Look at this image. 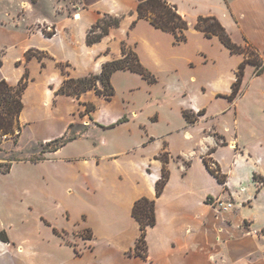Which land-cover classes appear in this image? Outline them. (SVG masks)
<instances>
[{
    "label": "crops",
    "instance_id": "0c3cea01",
    "mask_svg": "<svg viewBox=\"0 0 264 264\" xmlns=\"http://www.w3.org/2000/svg\"><path fill=\"white\" fill-rule=\"evenodd\" d=\"M49 1L51 19L38 15L30 18V14L41 10V0H0V48L5 49L1 67H6L10 75V79L3 78L10 84H16L27 71L28 81L30 77L34 79L35 85L29 89L27 83L24 89L23 108L19 116L30 126L40 118L59 122L46 114L43 104L46 100L44 95L48 96L45 77L51 70H56L58 62H68L69 67L72 66V73L67 70L69 75L79 77L99 73L103 62L121 55V45L112 36L113 29H120L124 18L93 44L86 43L87 29L105 13L119 16L129 11L136 13L140 0H78L77 5L71 2L74 18L63 12L68 11L66 5L62 9L58 0ZM202 2L203 6L196 9L191 21L199 15L216 16L236 44L245 46L250 43L264 62V0ZM177 4L178 11L187 16L190 5H185V8L180 1ZM191 7L196 6L192 4ZM139 20L144 19L137 22ZM31 23L55 25L56 32L46 36L41 28L29 31L27 24ZM189 27L204 36L201 31ZM129 37L127 45L135 48L133 39ZM204 38L206 52L203 47L197 52L206 58V63L216 62L208 50L212 46L224 47L235 58L227 74H219L214 83L206 85V90L209 88L219 102L215 116L231 115V132L228 134L209 120L208 108L204 104L192 105V112L204 106V113L195 122L188 123L185 119L184 126L170 128L146 142H156L158 147L150 153L140 178L122 179L117 173H101L102 163L106 160L116 163V157L123 151L107 152L100 144L93 146L90 157L99 162H94L95 167L91 171L83 170V181L92 191L107 188V200L104 204L94 205L90 215L82 213L84 220L88 221L82 228L90 229L89 237L74 244L56 237V246L59 251L65 252V256L55 264H264V221L258 224L257 216L249 213L250 207L264 202V68L260 74H255V65L247 63L240 91L229 100L224 95L231 92L235 70L244 59V54L230 53L217 36ZM29 49L43 51L42 60L36 56L27 59L25 53ZM44 56L49 60H43ZM7 59L10 60L8 67ZM21 59L25 62L24 66L16 63L15 68H11L12 62ZM201 88L205 90L204 85ZM57 89L49 87L50 96L58 95L55 93ZM31 90L34 96L27 99ZM87 93L90 100L97 102L91 95L95 94L94 91ZM114 117H101L98 122L104 127H99L113 128L129 121L107 126L114 122ZM69 124L74 123H68L66 130ZM60 134L61 130H58L42 136L45 139L41 141L51 140ZM102 145L110 150L109 142L102 141ZM163 150L169 155L166 163L169 178L157 196L155 182L161 174L162 162L155 156ZM71 157L79 159L82 155ZM204 157L214 161L221 173L226 175L224 183H220L206 168ZM254 174L260 180L254 179ZM140 197L154 199L155 202V223L145 228L144 256L133 250L141 229L131 209ZM208 197H232L235 208L221 209L207 201ZM244 201L249 204H243ZM5 236L7 240L0 239V264H25L17 256V250L22 248L17 245L16 251L11 253L9 247L14 242L8 238L7 232Z\"/></svg>",
    "mask_w": 264,
    "mask_h": 264
},
{
    "label": "rangeland",
    "instance_id": "374dc122",
    "mask_svg": "<svg viewBox=\"0 0 264 264\" xmlns=\"http://www.w3.org/2000/svg\"><path fill=\"white\" fill-rule=\"evenodd\" d=\"M168 1L176 4L180 1L184 7L190 5L185 17L193 28L195 20H191L196 9L203 6V0ZM57 2L62 9L66 5L68 11H63L66 15L75 17L72 7L77 5L78 0ZM41 3V10L30 14V18L38 15L51 19L53 16L50 12V1L41 0ZM192 4L196 7L192 8ZM120 16L124 19L120 23V29H113L112 38L118 39L122 46V43L128 44L127 37L130 36L136 47H129L144 60L140 58L156 81L149 82L140 74L129 70H117L111 76L114 88L111 99L94 92L96 95H91L97 102H93L88 98L90 94L87 91L79 98L64 94L50 96L49 87L57 89L64 78L57 67L45 77V89L51 98L44 95L46 100L43 104L46 114L59 122L40 118L30 126V123L19 118V134H16V130L0 138V233L4 235L7 232L8 238L14 242L9 247L11 253L16 251L17 245L22 248L17 250V256L25 264H55L63 258L65 252L58 250L56 237L74 244L91 235L89 228H82L88 222L84 220L82 213L90 215L94 205L106 203L108 193V189L104 187L92 191L83 181V170L91 171L95 167L94 162H99L90 157L93 146L100 144L102 150L107 152L123 151L116 157V163L111 160L104 161L100 167L101 173H117L122 179L140 178L150 153L158 147L156 142H146L152 140V136L158 137L170 128L184 126L186 123L183 112L191 114L192 105L204 104L208 108L209 120L228 134L231 132V115L215 116L219 102L214 99L209 88L206 90V85L214 83L219 74H227L231 70L234 56L224 47L212 46L208 50L216 62L206 63V58L197 52L201 47L206 52V38L190 27L185 31V39L178 42L173 34L156 29L145 20H139L136 25L131 26L135 12H125ZM27 26L29 31L41 28L46 32H56L55 25L31 23ZM4 52L5 49L0 48L1 60ZM43 60L49 59L44 56ZM9 61L6 60L7 67ZM16 63L25 65L21 59L12 62L11 68H15ZM64 69L72 73V66L64 65ZM3 77L10 79L6 67H0V79ZM33 80L30 77L29 89L35 85ZM202 85L205 90H202ZM33 96L31 90L26 98L32 99ZM90 104L94 106L88 110ZM202 109L204 110V106H200L194 113ZM123 115L129 121L113 128L102 129L97 124L102 120L101 117L115 116L113 121H116ZM70 122L74 124L66 130ZM58 130H61V134L66 132L67 135H76V138L55 153L41 152L39 142L45 139L41 137ZM102 141L110 143V150L106 145L103 147ZM78 154L82 157H71ZM211 165L215 167L213 163ZM257 180L260 179L257 177ZM210 198L207 201L212 203L213 197L211 200ZM221 199L231 200L233 206L229 209L235 208L232 197ZM257 204L250 207L249 213L257 216L260 224L264 221V202Z\"/></svg>",
    "mask_w": 264,
    "mask_h": 264
},
{
    "label": "trees",
    "instance_id": "16d2710c",
    "mask_svg": "<svg viewBox=\"0 0 264 264\" xmlns=\"http://www.w3.org/2000/svg\"><path fill=\"white\" fill-rule=\"evenodd\" d=\"M121 18L122 17L119 15H112L108 13L100 16L87 30L85 39L86 43L93 44L94 42L101 40L102 37L109 33L111 28L119 25ZM138 19H144L155 28L173 34L175 40L178 42L185 39V31L189 28L188 21L178 11L176 4L170 3L168 0H140L136 6V18L132 20L131 26H134ZM193 28L201 31L204 36L208 38L217 36L220 42L229 50L230 53L244 54V59L237 65L235 70V80L231 85V92L228 95H224L229 100L234 99L240 91L245 65L247 63L254 64L255 74H260L264 68L262 58L259 56L256 48H254L250 43H247L245 46L236 44L231 39L222 23L214 15H199L193 24ZM42 31L47 36H52L54 34V31ZM25 54L27 59L31 56H36L39 60H42L44 52L37 49H29ZM1 65L2 60L0 59V67ZM64 65L69 66V63H57L61 73L64 75V79L55 93L72 95L76 98H79L88 90H94L97 95L106 99H111L114 95L111 76L117 70H129L140 74L149 82L156 81L155 76L140 61L137 52L125 43H122L121 55L117 58L103 62L99 73H89L84 76L72 77L69 75V72L64 69ZM27 83V71L22 75L16 84H10L4 78L0 79V138L3 135L14 133L16 130V134H19L20 132L21 124L19 122V116L23 108V92ZM93 106V104H90V108L88 106V110H91ZM203 113V109L199 110L196 114L194 112L189 114L184 111L183 116L188 123H193L198 119V116ZM127 120V116L123 115L107 126L111 127ZM97 124L104 127V125L100 123ZM71 126H73V124H69L68 129ZM75 138L76 135H67L65 132L61 136L51 140L45 142L40 141V151L54 152ZM223 144L225 143L223 142ZM155 158L162 162L161 174L155 182V194L158 196L162 192L164 185L169 178V170L166 167L169 155L166 150H163L156 155ZM203 161L206 168L216 177V179L220 183H224L226 175L221 173L219 166L214 161L205 157L203 158ZM211 163H213L215 167H212ZM253 177L254 179H257L258 176L254 174ZM131 214L138 221L141 229L140 236L138 237L133 250L134 253L144 256L145 228L155 223L154 199L147 197H140L136 199L132 205ZM2 234L3 233H0V238L7 240L5 234Z\"/></svg>",
    "mask_w": 264,
    "mask_h": 264
},
{
    "label": "built area",
    "instance_id": "2783aa9c",
    "mask_svg": "<svg viewBox=\"0 0 264 264\" xmlns=\"http://www.w3.org/2000/svg\"><path fill=\"white\" fill-rule=\"evenodd\" d=\"M211 199H212V197L210 198V200ZM211 202L221 209H228V208H231L233 206V202L231 200H222L221 198H214L213 197Z\"/></svg>",
    "mask_w": 264,
    "mask_h": 264
}]
</instances>
